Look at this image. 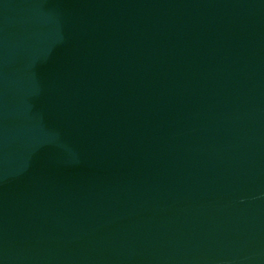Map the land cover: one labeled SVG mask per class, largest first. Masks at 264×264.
Instances as JSON below:
<instances>
[{"label":"water","instance_id":"95a60500","mask_svg":"<svg viewBox=\"0 0 264 264\" xmlns=\"http://www.w3.org/2000/svg\"><path fill=\"white\" fill-rule=\"evenodd\" d=\"M0 264H264V0H0Z\"/></svg>","mask_w":264,"mask_h":264}]
</instances>
